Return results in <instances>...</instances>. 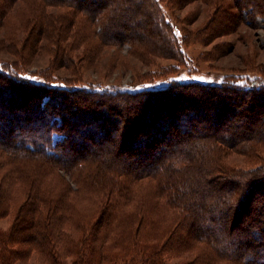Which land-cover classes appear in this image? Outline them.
I'll list each match as a JSON object with an SVG mask.
<instances>
[{
    "label": "trees",
    "instance_id": "obj_1",
    "mask_svg": "<svg viewBox=\"0 0 264 264\" xmlns=\"http://www.w3.org/2000/svg\"><path fill=\"white\" fill-rule=\"evenodd\" d=\"M13 1L0 0V19ZM233 1L217 5L204 34L215 37L245 23V6L253 18L264 16V0ZM31 4L23 46L11 36L4 44L18 58L0 55V217L14 216L7 231L0 228V264H11L19 252L14 245L25 240L56 261L53 235L67 242L63 252L73 256L72 264H171L175 257L174 264H264V203L254 212L250 203L256 192L264 201V124L247 137L189 124L191 117L208 116L219 124L234 113L236 100L264 117L257 111L264 108V63L261 75L245 81L85 85L83 76L54 71L62 66L81 73L107 45H128L150 66L140 72L135 61H126L140 79L158 73L155 56L185 59L161 0ZM141 15L149 24L145 33L136 30ZM92 37L101 44L89 45ZM38 49H53L51 72L23 65ZM174 135L183 136L172 143ZM113 140L116 150L109 146ZM241 145L240 153L257 166L224 161Z\"/></svg>",
    "mask_w": 264,
    "mask_h": 264
},
{
    "label": "rangeland",
    "instance_id": "obj_2",
    "mask_svg": "<svg viewBox=\"0 0 264 264\" xmlns=\"http://www.w3.org/2000/svg\"><path fill=\"white\" fill-rule=\"evenodd\" d=\"M96 1L102 3L104 0ZM222 1L225 2L224 4L234 3L233 0H210L208 2L204 0H192L173 5L169 3V0H161L162 12L168 16L171 24H174L178 37L182 39L185 59L182 58L179 63L175 58L155 56L157 65H153V68L158 70V73L154 74L152 72V77L140 79L139 76H135L136 70L142 72L149 69L150 66L140 62L135 54L129 51L128 45H123L122 47L116 45L103 46L101 52H98L97 60L92 64H84L81 73L62 66L54 72L56 74L66 73L83 76L84 80L82 84L85 85L91 82H98L105 86L115 85L124 87H129L133 81V85L143 83L141 86H161L166 84L170 79H194L213 82L221 81L225 76H235L241 81H245L246 78H255L261 75L260 65L264 63V16L259 14L254 15L253 18L250 13H247L250 7L245 6L243 8V13L246 17L245 23L237 26L231 32L218 34L215 37L210 36L208 33L204 34L203 27L213 15L217 5ZM13 2L10 9L5 11L0 19V55L18 58L17 55L8 51L4 44H6L7 40H11V38H7L11 36L15 38L14 41L19 48L23 46L24 39L28 36L27 34L30 29L29 18L32 17L34 9L31 0H14ZM240 4L245 5L242 1ZM49 10L57 12L63 11V8L52 6L49 7ZM139 20L142 25L140 29L136 30H141L145 33L146 28L144 27H147L149 24L143 16L139 17ZM183 38H185V42ZM44 41L42 39L40 43H47V41ZM89 42V45L92 46L101 44V40L97 37H92ZM53 55V49L52 51L38 49L25 55L24 59L27 61V64L23 63V65L25 67L28 66L31 70H36L38 74H42L39 72L45 70L51 72L52 69L48 66V63ZM126 61H135L138 68L135 70L132 62L127 63ZM236 101L239 102L234 104L236 108L234 113L225 116L226 119L217 125L212 122L213 116L203 119L191 117L189 124L206 125L213 131H217L219 128L231 135L235 133L234 131L240 132V135L245 134L246 137L247 135H253L255 128L258 125L262 126L264 124V117L259 116L255 118L253 112L248 109V101ZM255 101L253 99V102ZM257 111H259V115L264 114V108H258ZM208 112L212 114L213 109H208ZM181 137L178 138L174 135L172 143H175L176 140L178 142ZM113 142L115 144H110L109 146L116 150V141L113 140ZM102 143L96 142L95 144L101 145ZM104 143L108 145L106 142ZM237 149L239 150L232 151L224 159L230 167L248 169L257 166L258 161H251L247 155L240 153L243 152L241 150L245 149L243 145L238 146ZM260 194L256 192L250 200L252 204L251 212L258 211L257 208L262 207L264 201ZM86 202L88 201H79L78 204ZM251 212L243 215L245 221L251 218ZM259 217L264 219V212L259 213ZM13 219L14 216L12 214L0 217L1 230L7 231L13 225ZM245 221L242 224L239 223L238 228H241ZM53 236L54 248L59 255L56 261L52 259L53 256H48L44 252H41L44 248L39 249L37 246L32 245L29 240H25L22 244L14 245L13 248L19 252L17 251L18 253L11 257L9 261L11 264H54L62 262L72 264L73 256L66 255L63 252V250L69 247L67 242L59 235ZM261 239H264V229L261 233ZM178 260L179 257H175L170 261L172 262L171 264H174Z\"/></svg>",
    "mask_w": 264,
    "mask_h": 264
}]
</instances>
